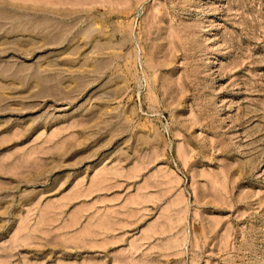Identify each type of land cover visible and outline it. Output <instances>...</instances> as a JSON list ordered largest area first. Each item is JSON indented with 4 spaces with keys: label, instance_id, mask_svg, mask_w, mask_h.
Listing matches in <instances>:
<instances>
[{
    "label": "rangeland",
    "instance_id": "obj_1",
    "mask_svg": "<svg viewBox=\"0 0 264 264\" xmlns=\"http://www.w3.org/2000/svg\"><path fill=\"white\" fill-rule=\"evenodd\" d=\"M0 7V264H264V0Z\"/></svg>",
    "mask_w": 264,
    "mask_h": 264
},
{
    "label": "bare ground",
    "instance_id": "obj_2",
    "mask_svg": "<svg viewBox=\"0 0 264 264\" xmlns=\"http://www.w3.org/2000/svg\"><path fill=\"white\" fill-rule=\"evenodd\" d=\"M8 7V6H7ZM7 7H0V18H3V19H10V20H14L12 17H13V13L11 12V10L9 9V8H7ZM16 9V8H15ZM20 9V8H19ZM26 10V9H25ZM40 10V9H39ZM39 10H37V11H39ZM43 11H42V14L41 13H38V15L40 14V16H37L35 19L33 18H28L27 20H26V23H20V24H18V23H16V22H12L11 23V25H10V27L12 28V29H14V28H16V27H21V29L20 30H18V31H22V32H30V28L33 26V24H36V28L38 29V30H40V33L42 34L43 33V31L46 29L47 30V27L49 26L48 25V18L45 16V12H44V9H42ZM17 11H18V9H17ZM30 11V10H29ZM31 12V11H30ZM40 12V11H39ZM16 13V12H15ZM47 13V12H46ZM16 14H18V13H16ZM20 15H21V11H20ZM14 16H16V15H14ZM19 17V16H18ZM20 17H22V16H20ZM16 19V18H15ZM27 24H29V26H27ZM11 29V30H12ZM19 29V28H18ZM15 30V29H14ZM13 31V30H12ZM90 31V30H89ZM87 32V34H86V36H90V32ZM46 32V31H45ZM44 32V33H45ZM49 32V31H48ZM43 33V34H44ZM93 35V34H92ZM92 35H91V37H92ZM44 36V35H43ZM75 49V48H74ZM1 72V71H0ZM40 77V76H39ZM37 79H38V81L37 82H39L40 80H41V78H38L37 77Z\"/></svg>",
    "mask_w": 264,
    "mask_h": 264
}]
</instances>
